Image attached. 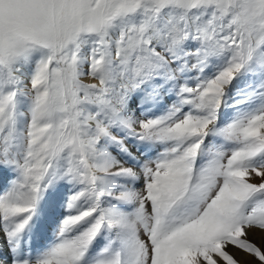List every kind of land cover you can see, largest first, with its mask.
Wrapping results in <instances>:
<instances>
[{"label": "snow or ice", "instance_id": "obj_1", "mask_svg": "<svg viewBox=\"0 0 264 264\" xmlns=\"http://www.w3.org/2000/svg\"><path fill=\"white\" fill-rule=\"evenodd\" d=\"M0 264H264V0H0Z\"/></svg>", "mask_w": 264, "mask_h": 264}]
</instances>
